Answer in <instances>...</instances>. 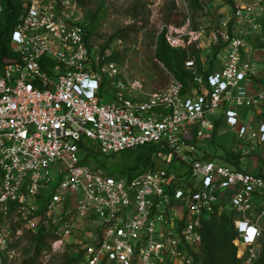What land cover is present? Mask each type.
I'll list each match as a JSON object with an SVG mask.
<instances>
[{
    "label": "built area",
    "instance_id": "1",
    "mask_svg": "<svg viewBox=\"0 0 264 264\" xmlns=\"http://www.w3.org/2000/svg\"><path fill=\"white\" fill-rule=\"evenodd\" d=\"M21 1L15 57L0 62V252L44 234L53 237L41 258L48 264L50 250L87 236L80 264H196L203 220L226 205L239 218L240 264H257L264 172L236 169L209 145L223 122L241 161L264 149V84L244 58L263 31L264 0H235V35L225 23L218 66L203 76L187 63L193 92L175 78L150 94L93 56L76 0ZM142 149L151 161L132 177L91 164L92 153ZM159 155L177 166H154Z\"/></svg>",
    "mask_w": 264,
    "mask_h": 264
},
{
    "label": "rangeland",
    "instance_id": "2",
    "mask_svg": "<svg viewBox=\"0 0 264 264\" xmlns=\"http://www.w3.org/2000/svg\"><path fill=\"white\" fill-rule=\"evenodd\" d=\"M76 1L81 10L82 23L91 32L90 47L93 56L96 59L99 58L103 63H116L120 69L127 73L128 80L141 83L144 87L143 91L147 94L166 89L176 78L157 58L158 41L163 33L166 34L167 41L172 48L189 51L191 56L189 62L194 63L195 69L199 70L200 74L218 66L219 53L227 46L221 35L225 23H229L231 36L235 35L234 28H232L236 13L235 0H233L234 9L222 0ZM253 1L243 0V3L250 4ZM261 17L264 20V9ZM217 48L220 49L215 56ZM245 50V60L257 64L256 83L264 84V28L261 34L247 42ZM188 91H194L192 84L189 85ZM108 100L105 99L104 102ZM221 112L222 110L218 111V113ZM245 114L248 122L253 113L245 111ZM225 136L222 137L224 143L220 140L222 145L220 142H216L217 140L211 142L209 145L211 153L219 156L225 151L227 152L228 148L226 147L236 145L233 143L235 139L233 142L227 143L229 135ZM257 151L260 153L259 149ZM148 152L149 150L142 149L115 158L100 156L91 161V164L114 175H127L136 170L143 171L148 167L151 161L147 155ZM163 159V157L154 158L152 164L167 170H172L173 166H177L174 157H165L169 165L163 164ZM243 165L247 166V161ZM220 209L224 214L228 208L221 205ZM238 220L239 218L236 217L235 229ZM75 239L73 238L70 242L73 243ZM85 239L89 238L86 236L80 240L82 245L79 246L68 245L57 251L50 250L48 264H80L83 262L84 249L87 245ZM15 242L16 240H14ZM9 250L14 252L12 258L8 253ZM45 250L47 248H42L36 264H42L41 258ZM8 252L4 251L3 255H0V264H25L24 261L38 253V247L31 237L26 236L22 246L15 248L12 245ZM262 252L263 246L260 247L257 264L262 257ZM44 261L46 262V259Z\"/></svg>",
    "mask_w": 264,
    "mask_h": 264
},
{
    "label": "trees",
    "instance_id": "3",
    "mask_svg": "<svg viewBox=\"0 0 264 264\" xmlns=\"http://www.w3.org/2000/svg\"><path fill=\"white\" fill-rule=\"evenodd\" d=\"M222 1L233 9L235 8L233 0ZM0 3L2 6V12L0 14V62H4L7 59H12L15 57L11 48V40L13 32L22 15L23 7L21 0H0ZM87 31V40L90 46L91 32L89 28ZM219 49L220 48H217L215 56L219 52ZM157 58L165 65L168 70H170L175 75L176 79L182 82L188 89L189 85L193 82L192 71L186 69V64L191 60L189 51L186 49L172 48L167 41L166 34L163 33L158 41ZM214 69L215 67L210 71L203 72L201 75L207 76ZM198 72L201 73L199 70ZM90 157L92 160H96V158H99L100 155L97 153H92ZM159 157L162 156L159 155ZM220 157L227 164L241 170L242 156L240 154L237 155L234 152L225 151L224 154L220 155ZM141 171L142 170H139V172ZM128 175L130 177L133 176L131 173ZM224 206L226 207V205ZM222 212L223 211L221 209V211H218L214 215L203 220V243L196 258V264L241 263V260L238 258V248L235 245V241L238 237L237 231L235 229L236 214L230 209H227L224 214ZM26 236L31 237L29 235H25L23 239L17 241L13 247L17 248L22 246ZM31 239L36 244V247H38V253L24 261L25 264H36L42 248L45 247L44 243L47 240L53 239V237H47L44 234H39L37 236H32ZM261 246H263V252L258 264H264V237L261 241ZM0 255H3V253L0 252Z\"/></svg>",
    "mask_w": 264,
    "mask_h": 264
},
{
    "label": "crops",
    "instance_id": "4",
    "mask_svg": "<svg viewBox=\"0 0 264 264\" xmlns=\"http://www.w3.org/2000/svg\"><path fill=\"white\" fill-rule=\"evenodd\" d=\"M260 86V85H259ZM222 114V112L221 113H219L218 114V116H222L221 115ZM217 127L218 128H220L221 130H220V132H218V134H216V136L217 137H215V141L216 142H220L221 143V141L223 140V138L222 137H224L225 135H224V132L226 131V129H227V126H226V124L225 123H223V122H218V124H217ZM226 137V136H225ZM227 138V137H226ZM230 138V139H229ZM229 138H228V142L227 143H230V142H233L234 141V136H231V135H229ZM225 139V138H224ZM221 140V141H220ZM225 141V140H224ZM223 142V141H222ZM224 143V142H223ZM223 143H221V145L223 144ZM233 143H235V142H233ZM224 146V145H223ZM232 147V145L231 146H229V147H226V148H228L227 149V152H229V149ZM231 150V149H230ZM257 154H258V156H255V155H253V156H249V157H247V158H245L244 160H242L241 161V169L242 170H246V171H248V172H252V173H263L264 172V149H262L261 151H260V153H258V152H256ZM125 159V158H124ZM245 161H247V166H245V165H243L244 163H245ZM243 163V164H242ZM93 166H96V167H98L97 165H94V164H92ZM231 192H227L226 194L227 195H229ZM222 201V200H221ZM259 223H261V222H259Z\"/></svg>",
    "mask_w": 264,
    "mask_h": 264
}]
</instances>
